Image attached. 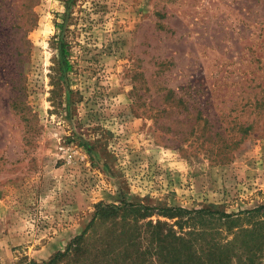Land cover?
I'll return each mask as SVG.
<instances>
[{
  "label": "rangeland",
  "instance_id": "rangeland-1",
  "mask_svg": "<svg viewBox=\"0 0 264 264\" xmlns=\"http://www.w3.org/2000/svg\"><path fill=\"white\" fill-rule=\"evenodd\" d=\"M169 89L250 126L166 131ZM121 200L264 204V0H0V264L49 259Z\"/></svg>",
  "mask_w": 264,
  "mask_h": 264
},
{
  "label": "trees",
  "instance_id": "trees-1",
  "mask_svg": "<svg viewBox=\"0 0 264 264\" xmlns=\"http://www.w3.org/2000/svg\"><path fill=\"white\" fill-rule=\"evenodd\" d=\"M163 102L155 123L166 131L184 128L180 131L185 136L192 134L202 142L218 135L210 128L250 126L238 125L236 115L228 119L230 113L222 111L209 119L211 115L195 99L187 104L172 89ZM178 102L185 104L181 111ZM98 223L105 224L104 228L93 232ZM262 256L264 204L225 212L211 205L185 208L121 200L118 204L97 202L89 222L63 250L47 260L31 259L25 264H259Z\"/></svg>",
  "mask_w": 264,
  "mask_h": 264
}]
</instances>
